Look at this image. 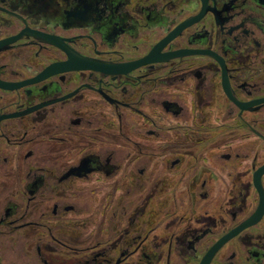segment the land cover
<instances>
[{
	"label": "flooded vegetation",
	"instance_id": "obj_1",
	"mask_svg": "<svg viewBox=\"0 0 264 264\" xmlns=\"http://www.w3.org/2000/svg\"><path fill=\"white\" fill-rule=\"evenodd\" d=\"M0 264H264V0H0Z\"/></svg>",
	"mask_w": 264,
	"mask_h": 264
}]
</instances>
